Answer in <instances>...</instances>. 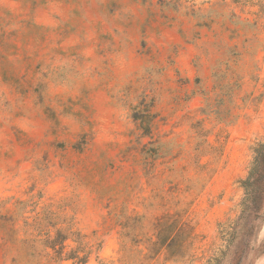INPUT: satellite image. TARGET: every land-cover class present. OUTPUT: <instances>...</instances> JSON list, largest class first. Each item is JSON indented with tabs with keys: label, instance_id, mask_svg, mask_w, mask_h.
Segmentation results:
<instances>
[{
	"label": "rangeland",
	"instance_id": "1",
	"mask_svg": "<svg viewBox=\"0 0 264 264\" xmlns=\"http://www.w3.org/2000/svg\"><path fill=\"white\" fill-rule=\"evenodd\" d=\"M258 145L264 0H0V264H264Z\"/></svg>",
	"mask_w": 264,
	"mask_h": 264
},
{
	"label": "trees",
	"instance_id": "2",
	"mask_svg": "<svg viewBox=\"0 0 264 264\" xmlns=\"http://www.w3.org/2000/svg\"><path fill=\"white\" fill-rule=\"evenodd\" d=\"M263 145H258V148L256 149V152L258 153L257 156L255 157V160H254V168H252V172L250 173L249 177L242 182L244 188L246 190H252L253 187H254V182H255V179L254 178V174L257 172V169L259 168V166L262 165V159L259 158L260 157V151L261 149H263ZM255 172V173H254ZM254 173V174H253ZM250 188V189H249ZM254 198L253 196L251 195V191H250V195H249V204H251L253 202Z\"/></svg>",
	"mask_w": 264,
	"mask_h": 264
}]
</instances>
